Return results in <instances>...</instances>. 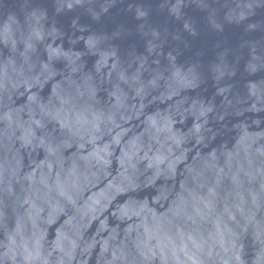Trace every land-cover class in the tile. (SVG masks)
<instances>
[{"label": "water", "instance_id": "water-1", "mask_svg": "<svg viewBox=\"0 0 264 264\" xmlns=\"http://www.w3.org/2000/svg\"><path fill=\"white\" fill-rule=\"evenodd\" d=\"M0 264H264V0H0Z\"/></svg>", "mask_w": 264, "mask_h": 264}]
</instances>
